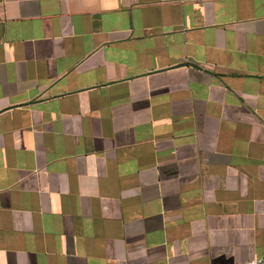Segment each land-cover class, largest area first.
Masks as SVG:
<instances>
[{"label": "crops", "instance_id": "0c3cea01", "mask_svg": "<svg viewBox=\"0 0 264 264\" xmlns=\"http://www.w3.org/2000/svg\"><path fill=\"white\" fill-rule=\"evenodd\" d=\"M264 258V0H0V264Z\"/></svg>", "mask_w": 264, "mask_h": 264}, {"label": "built area", "instance_id": "2783aa9c", "mask_svg": "<svg viewBox=\"0 0 264 264\" xmlns=\"http://www.w3.org/2000/svg\"><path fill=\"white\" fill-rule=\"evenodd\" d=\"M241 264H264V258L254 259Z\"/></svg>", "mask_w": 264, "mask_h": 264}]
</instances>
